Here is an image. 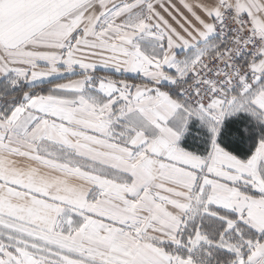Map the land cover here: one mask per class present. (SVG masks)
I'll return each instance as SVG.
<instances>
[{
	"label": "snow or ice",
	"instance_id": "obj_1",
	"mask_svg": "<svg viewBox=\"0 0 264 264\" xmlns=\"http://www.w3.org/2000/svg\"><path fill=\"white\" fill-rule=\"evenodd\" d=\"M0 264H264V0H0Z\"/></svg>",
	"mask_w": 264,
	"mask_h": 264
}]
</instances>
